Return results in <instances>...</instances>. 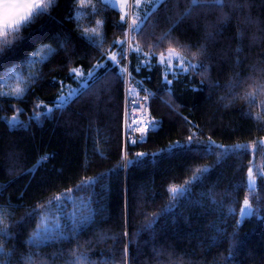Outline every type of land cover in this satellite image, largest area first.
Returning <instances> with one entry per match:
<instances>
[{
	"label": "trees",
	"instance_id": "trees-1",
	"mask_svg": "<svg viewBox=\"0 0 264 264\" xmlns=\"http://www.w3.org/2000/svg\"><path fill=\"white\" fill-rule=\"evenodd\" d=\"M238 2L242 10L196 8L177 24L187 0H166L148 11L131 49L128 20L103 0H54L22 31L25 39L0 58V78L15 68L26 89L22 95L0 92V205L11 206L0 216L13 233L0 238V264H24L30 254L45 264H69L73 251L87 253L88 264H264V91L246 95L255 87L249 77L264 83V0ZM84 29L99 35L85 36ZM169 48L207 66L168 71L159 54ZM114 50L118 67L107 60ZM34 51L40 57L32 58ZM103 61L96 78L81 88L77 72L88 75ZM122 65L139 89L151 93V113L159 121L146 141L127 148ZM69 86L79 87L80 96L56 109ZM188 137L230 151L166 150ZM238 144L249 148L231 151ZM140 152L146 155L137 158ZM248 168L257 170L255 187L248 184ZM197 169L208 171L191 184L190 194L177 193L173 201L170 189L185 187ZM67 189L74 199L49 205ZM245 199L258 215L241 219ZM37 205H46L43 216H55L61 225L73 215L91 219L76 238L36 247L26 241L43 221L26 214L41 211Z\"/></svg>",
	"mask_w": 264,
	"mask_h": 264
},
{
	"label": "snow or ice",
	"instance_id": "snow-or-ice-1",
	"mask_svg": "<svg viewBox=\"0 0 264 264\" xmlns=\"http://www.w3.org/2000/svg\"><path fill=\"white\" fill-rule=\"evenodd\" d=\"M166 0H150V3L152 4L153 9L158 7L160 4L165 3ZM179 2V0H177ZM54 3V0H0V58L3 57V54L5 50H9L13 47L14 41H23L25 37L22 35V31L24 29H28L31 27V25L35 24L40 17L47 12V9L50 5ZM188 7L186 8L183 15L177 20V24L180 22V20L192 16L193 12L196 8L200 9H211V8H219L223 10L225 7L235 8V9H243L244 4L238 2V0H187ZM150 14H146L144 17V20L140 21V25H137L136 20H133L132 22V29L135 31H142V25L144 24V21L149 19ZM222 19H227V14H223ZM123 21V17H122ZM249 22L250 19H249ZM91 32L95 35H99L96 33V29H84V35L87 36L88 33ZM12 36L13 39L10 40L9 36ZM209 38L212 37V34L209 33ZM242 36V33L239 34ZM167 34H165V37ZM164 37L161 38V40L157 41V44L161 43ZM118 44H121L123 42H117ZM97 46H100V42H97ZM48 47V46H45ZM133 51L139 52V49H134ZM203 51V46L201 47V52ZM241 51L239 48L237 49V52ZM168 59H169V65H171L172 57H175L177 60V69L179 71H187V69L184 68L185 60L180 58V53L176 51L175 48H169L168 49ZM41 52L40 51H34L31 53V57H40ZM121 55L126 56V52L121 47ZM193 55H196V53H193ZM110 61L113 63L114 66L116 65V56L112 55L110 58ZM165 59L163 53L160 54L159 60L160 62H163ZM34 62L33 60H29V64ZM188 64L192 69H197L200 67H206V64H193L191 61H188ZM21 67H24V65H20ZM103 67V65H96V68ZM118 67V66H117ZM76 70L74 69L73 72ZM168 71H172L171 67H169ZM12 75L16 77L17 84L14 88H12V92L16 95H22L26 89L21 88L19 80L21 79L17 74L13 71ZM81 77H83V74H79ZM166 75V74H165ZM95 74L92 72H89L87 77L83 78V82L81 84V88H87L88 81L91 79H95ZM249 79L252 80L253 85L255 86L252 92L246 93L247 96L254 98L257 94V90L264 91V83H260L253 79L252 77H249ZM168 84L171 83V81H166ZM244 83V81H240V84L235 86H240ZM233 85H229V87H232ZM81 94L80 89H74L70 90L69 93L64 96L61 95L57 98L56 103V109H63L64 107L71 104L75 99H77ZM145 100L148 99L147 96L144 97ZM137 107L139 105H136ZM48 111H51V109H48ZM34 116L39 119V115L34 112ZM18 121L15 117L12 118L10 121L11 126L15 127L18 125ZM154 123V122H149ZM148 124H145L144 127H138L136 128V131L141 133V136H143L148 131ZM131 131V129H129ZM211 140V138H209ZM128 143L135 145L138 143V140H132L129 139ZM264 143V142H262ZM256 147L255 144L251 145V148L254 149ZM248 145H233L231 151H241V150H248ZM176 149H186L188 151H191L193 153L200 152L202 154H215L216 149H222L225 153H228L230 149L225 145H215L214 143H203V142H194L192 137H188L187 142L181 143L176 142L175 144H170L168 146V149L166 150H176ZM165 151V150H162ZM146 153L140 152L136 153L135 156L137 158L144 157ZM48 159L47 156L43 157L41 160L37 161V164L34 165V167H38L42 162L46 161ZM134 161H129V163H133ZM127 166V165H125ZM208 170L207 169H197L196 173L192 181L186 182V186L182 188H178L176 186H173L170 189V192L172 194V199L175 201L177 199L176 194L179 193L181 197H183L186 193H191V184L193 182L199 181L202 179V176L206 174ZM255 177L253 175V169L248 168V184L249 186H252L254 183ZM89 181H82L81 185H87ZM80 186L78 185V188ZM73 189H67L65 190L63 194V199L61 196L55 197V200H50L49 205L55 203L59 206H63L64 200H72L74 199L72 196ZM175 203L170 204V207H175ZM10 208V205H0V209L2 208ZM47 207L46 205H37L36 208L40 209L41 211H36L35 209L30 210L26 215L31 218L34 216H40L42 223H37L36 229L30 236L29 240L26 241L27 244L34 245L36 247H39L46 241L60 238V239H67L69 236H72L73 238H76L78 235L79 229L84 227L88 221L91 219V217H84L82 219L76 218L74 215L71 218L70 224L66 223L64 225H61L59 220L53 216L51 218V221L48 217L43 216V209ZM240 215L241 217H251L254 215H258V209H253L251 204L247 199L243 201V207L240 208ZM23 219L21 222H23ZM152 223H155V219H153ZM152 223L148 224L147 227L151 228ZM55 234V236L53 235ZM13 236V233L9 231V225L7 223H4V220L2 216H0V238H8ZM5 251L4 246L2 243H0V253H3ZM231 254V253H230ZM39 254H35V256H38ZM72 256L75 257V260L69 261V264H88V255L87 253H77L76 251H73L71 253ZM124 255L127 256L126 249L124 250ZM24 264H45L43 260L38 261L34 258L33 254H30L26 257H23Z\"/></svg>",
	"mask_w": 264,
	"mask_h": 264
},
{
	"label": "built area",
	"instance_id": "built-area-1",
	"mask_svg": "<svg viewBox=\"0 0 264 264\" xmlns=\"http://www.w3.org/2000/svg\"><path fill=\"white\" fill-rule=\"evenodd\" d=\"M133 20H136L137 25L140 24L141 17L136 13H130L128 17V32H132L131 27ZM129 70V69H128ZM126 91H125V110H124V132L126 148L129 145V139L138 140V143L147 140L149 132L159 126V121L151 113L150 107V92L142 91L138 88L136 81L132 78L130 71L125 72ZM148 99L145 100L144 97ZM57 103V102H56ZM55 103V106H56ZM136 105H139L138 107ZM154 122V123H149ZM148 124V131L141 136V133L136 131L138 127H144ZM131 129V131H129ZM137 143V144H138Z\"/></svg>",
	"mask_w": 264,
	"mask_h": 264
},
{
	"label": "rangeland",
	"instance_id": "rangeland-1",
	"mask_svg": "<svg viewBox=\"0 0 264 264\" xmlns=\"http://www.w3.org/2000/svg\"><path fill=\"white\" fill-rule=\"evenodd\" d=\"M107 1L109 3H112L113 5H115L116 8H118V10H120L122 17H124L125 20H128V17H129L130 13H136V14H138L141 17V20H144V17L148 13V11L150 9H153L152 4L150 3V0H107ZM126 16H127V18H126ZM135 32L136 31L133 30L132 32H128L127 33L126 40H127V43L129 44L128 45V49H131L133 47V43H134L133 40H134V37H135ZM177 52H179V51H177ZM179 53H180V58L184 59L186 61L185 65H184V68L188 70L189 67H190V65L188 64V61H189L188 58L185 55H183L181 52H179ZM112 55L116 56V62H117L116 64L120 63L118 52L116 51ZM163 55H164L165 59H164V61L162 63L166 66L167 70L169 69V67H171L172 71L178 70L177 69V60H176V58L172 57L171 65H169V59H168V55L169 54H168V51L165 54H163ZM159 56H160V54H159ZM121 69H122L123 73L129 71L128 70L129 68L127 67V65L126 66L122 65ZM13 71L17 74V76H19L21 78L19 80L21 88H23L24 85H25L24 84V77L25 76L22 74V72H19L17 69L14 68L7 75H5L4 77L0 78V92L3 93V94L16 95V94H14L12 92V88H14L16 86L18 81H17L16 77H14L12 75ZM74 89H80V88L79 87H75V86H69L68 91L66 92V94H63V95L66 96L69 93L70 90H74ZM38 115L40 116V113ZM14 117L16 118V115ZM17 119L18 118H16V120ZM262 142H264V139H262L260 141V143L264 145V143H262ZM260 143L255 144L256 147L254 149L258 148L260 146ZM253 175L255 177V180H254V183H253V185L251 187H255L256 186L257 170L255 171L253 169ZM241 219H242V217H241Z\"/></svg>",
	"mask_w": 264,
	"mask_h": 264
},
{
	"label": "crops",
	"instance_id": "crops-1",
	"mask_svg": "<svg viewBox=\"0 0 264 264\" xmlns=\"http://www.w3.org/2000/svg\"><path fill=\"white\" fill-rule=\"evenodd\" d=\"M103 1L109 3L107 0H103ZM109 4L112 5V6H114V7H116V6L113 5L112 3H109ZM126 18H127V16H126ZM123 19H124V17H123ZM124 20H125V19H124ZM115 52H116V50L112 51V52L108 55L107 60L110 61L109 58H110V57L112 56V54L115 53ZM119 60H120V58H119ZM105 62H106V61H103V62H101L99 65H104ZM116 63H117V62H116ZM97 65H98V64H97ZM94 70H96V66L93 68V70H92L91 72L94 73ZM77 73H78V76L80 77V79H81L82 81H83V78L87 77V75H84V72H82V71H78ZM79 74H83V77H81Z\"/></svg>",
	"mask_w": 264,
	"mask_h": 264
},
{
	"label": "bare ground",
	"instance_id": "bare-ground-1",
	"mask_svg": "<svg viewBox=\"0 0 264 264\" xmlns=\"http://www.w3.org/2000/svg\"><path fill=\"white\" fill-rule=\"evenodd\" d=\"M128 28V27H127ZM128 31V30H127Z\"/></svg>",
	"mask_w": 264,
	"mask_h": 264
}]
</instances>
